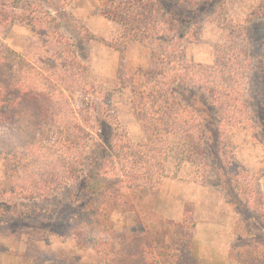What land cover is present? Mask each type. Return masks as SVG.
<instances>
[{
    "label": "trees",
    "instance_id": "16d2710c",
    "mask_svg": "<svg viewBox=\"0 0 264 264\" xmlns=\"http://www.w3.org/2000/svg\"><path fill=\"white\" fill-rule=\"evenodd\" d=\"M74 1L0 0V155L14 160L13 171L1 183L0 220L29 221L35 215L45 223L69 220L77 227L89 222L109 227L100 237L105 264H163L166 259L165 264H198L191 251L194 227H188L193 213L185 211L182 222L170 223L184 236L177 251L171 245H152L142 228L138 234L111 231V215L117 208L134 210L140 189L159 188L170 177L171 160L179 170L185 163L206 165L214 159L207 146L208 128L183 94L201 92L212 103L222 147L225 133L240 125L244 103L234 81L237 71L219 60L212 68L190 67L180 52V40L208 19L203 13L208 1L101 0L97 13L120 30L121 44L113 48L124 50L128 42H138L151 51L146 68L119 75L118 89L129 90L144 133L139 143L98 102L111 95L96 92L74 42L62 33L63 13ZM16 25L33 35L27 56L5 43ZM75 96L86 104L76 107ZM44 127L58 129L52 147L35 143L34 132ZM237 180L242 194L253 200L250 174L243 171ZM37 194L56 203L37 206ZM31 228L30 241H47L52 235L47 228ZM88 233L79 229L72 234L80 243V235Z\"/></svg>",
    "mask_w": 264,
    "mask_h": 264
},
{
    "label": "rangeland",
    "instance_id": "374dc122",
    "mask_svg": "<svg viewBox=\"0 0 264 264\" xmlns=\"http://www.w3.org/2000/svg\"><path fill=\"white\" fill-rule=\"evenodd\" d=\"M207 1L208 11L203 13L208 19L200 30L180 40V52L190 67L212 68L219 60L225 62V67L235 69L234 81L244 113L240 125L225 133L222 147L212 103L201 92L183 94L186 101L196 106L208 128L207 146L214 159L206 165L185 163L179 170L171 160L167 166L170 177L166 179L179 185L170 187V191L178 195L186 192L191 199L185 204V211L193 213V226L188 227H194L191 251L198 264H264V0ZM100 6L101 0H75L63 13L62 33L74 42L96 92L111 95L109 102L103 98L98 102L106 104L121 131L133 143H139L144 140V133L134 116L129 90L118 89L119 75L146 68L151 51L138 42H128L124 50L114 49L113 45L121 44L120 30L97 13ZM32 39L29 29L16 25L6 35L5 43L27 56ZM242 65L244 70L240 69ZM72 101L76 107L86 104L80 96ZM58 137L54 127L34 132L38 145L52 147ZM13 168L12 157L0 155V189ZM243 171L253 180V200V196L247 198L240 190L237 176ZM161 188L162 185L137 191L132 211L114 210L111 231L138 234L142 228L145 233L148 230L152 245H171L177 251L184 236L180 237L171 220L157 212L158 206H165L164 200H159ZM48 201L44 195H34L33 203L37 206L56 203ZM84 216L86 213H79L78 217ZM42 219L33 215L29 221L0 220V264H105L100 237L109 227L96 222L77 227L69 220L56 224ZM34 226L47 228L52 235L47 241H30L28 234ZM79 229L89 232L88 236L80 235V243L72 234Z\"/></svg>",
    "mask_w": 264,
    "mask_h": 264
},
{
    "label": "crops",
    "instance_id": "0c3cea01",
    "mask_svg": "<svg viewBox=\"0 0 264 264\" xmlns=\"http://www.w3.org/2000/svg\"><path fill=\"white\" fill-rule=\"evenodd\" d=\"M179 186L177 181L166 179L162 184L160 191L159 200H164L165 206L162 208L157 207V212L163 215L165 218L180 223L184 220L185 215V204L188 203L191 199L186 194V192L181 195L176 194L173 191H170V187ZM183 187L187 188L186 185ZM189 188V187H188Z\"/></svg>",
    "mask_w": 264,
    "mask_h": 264
}]
</instances>
